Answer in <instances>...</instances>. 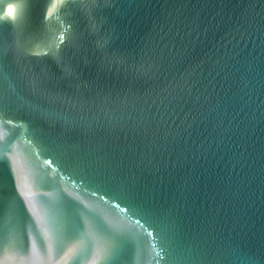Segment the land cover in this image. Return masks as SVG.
<instances>
[{"label": "water", "instance_id": "water-1", "mask_svg": "<svg viewBox=\"0 0 264 264\" xmlns=\"http://www.w3.org/2000/svg\"><path fill=\"white\" fill-rule=\"evenodd\" d=\"M0 264H264V0H0Z\"/></svg>", "mask_w": 264, "mask_h": 264}, {"label": "snow or ice", "instance_id": "snow-or-ice-1", "mask_svg": "<svg viewBox=\"0 0 264 264\" xmlns=\"http://www.w3.org/2000/svg\"><path fill=\"white\" fill-rule=\"evenodd\" d=\"M95 2H96V0H93V3L94 4H95ZM111 251H112L111 248H109V249L106 250V256H105L106 259L111 257Z\"/></svg>", "mask_w": 264, "mask_h": 264}]
</instances>
